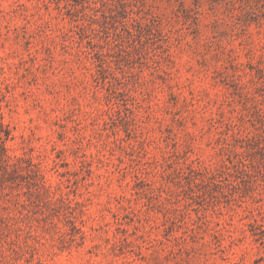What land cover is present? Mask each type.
I'll list each match as a JSON object with an SVG mask.
<instances>
[{"label":"rangeland","instance_id":"rangeland-1","mask_svg":"<svg viewBox=\"0 0 264 264\" xmlns=\"http://www.w3.org/2000/svg\"><path fill=\"white\" fill-rule=\"evenodd\" d=\"M0 264H264V0H0Z\"/></svg>","mask_w":264,"mask_h":264}]
</instances>
